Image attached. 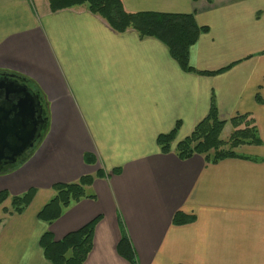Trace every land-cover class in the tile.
I'll return each mask as SVG.
<instances>
[{
	"label": "crops",
	"instance_id": "obj_1",
	"mask_svg": "<svg viewBox=\"0 0 264 264\" xmlns=\"http://www.w3.org/2000/svg\"><path fill=\"white\" fill-rule=\"evenodd\" d=\"M122 1L129 13L194 15L208 32L190 49L191 67L223 72L185 73L160 41L117 33L85 5L52 13L49 0H0V72L32 80L50 105L34 154L0 175L11 197L36 191L20 215L11 198L0 207V264H51L44 234L61 241L98 217L84 264H130L117 251L124 230L137 264H264V0ZM212 99L227 125L252 115L263 144L215 165L180 160L174 150ZM177 123L173 152L162 154L157 139ZM98 172L94 199L52 223L38 218L55 184ZM177 213L195 221L176 226Z\"/></svg>",
	"mask_w": 264,
	"mask_h": 264
},
{
	"label": "trees",
	"instance_id": "obj_2",
	"mask_svg": "<svg viewBox=\"0 0 264 264\" xmlns=\"http://www.w3.org/2000/svg\"><path fill=\"white\" fill-rule=\"evenodd\" d=\"M205 1L212 3V0ZM49 4L52 13L85 5L89 12L104 19L117 33L122 34L131 29L136 31L141 39H157L168 48L172 59L185 73L212 76L223 72L201 73L191 67L190 49L198 42L203 33L208 32L207 28L197 25L194 15L154 12L129 13L125 10L122 0H49ZM0 73L9 72L1 71ZM11 74L24 81L32 92L40 95L45 117L48 120L47 130L43 133L44 139L50 129V105L47 98L32 80L19 74ZM230 123L235 130L229 141L226 142L221 139L226 122L220 120L217 105L212 99L207 118L195 128L189 137L177 145L174 153L182 161L190 160L199 155L204 157L207 164L215 165L227 159L242 158L235 152V149L241 146H261L263 144L252 115H238L231 119ZM180 126L181 124L177 123L170 133L158 137L157 145L162 154L167 155L173 152L172 145L176 141ZM228 145L229 148H226ZM34 152L28 154L18 166L3 174L18 169L31 158ZM120 172V169L113 171L114 174H120ZM104 176V173L98 172L95 176H84L75 183L55 184L52 187L54 196L41 211L38 218L41 221L52 223L58 220L64 210L72 204L86 198L94 199L95 195L89 194L88 189L93 185L96 178ZM35 194L36 191L31 189L23 195L11 197L7 191H0V207L11 198L12 213L20 215L30 206ZM100 220L101 218H96L78 231L69 233L61 241H55L50 232L44 234L40 246L46 259L51 264H84L92 251L95 228ZM194 221V217L177 213L174 216L173 224L180 226ZM117 251L130 264H137L135 250L125 230L122 231Z\"/></svg>",
	"mask_w": 264,
	"mask_h": 264
},
{
	"label": "water",
	"instance_id": "obj_3",
	"mask_svg": "<svg viewBox=\"0 0 264 264\" xmlns=\"http://www.w3.org/2000/svg\"><path fill=\"white\" fill-rule=\"evenodd\" d=\"M47 123L40 95L14 74L0 73V175L35 151Z\"/></svg>",
	"mask_w": 264,
	"mask_h": 264
},
{
	"label": "rangeland",
	"instance_id": "obj_4",
	"mask_svg": "<svg viewBox=\"0 0 264 264\" xmlns=\"http://www.w3.org/2000/svg\"><path fill=\"white\" fill-rule=\"evenodd\" d=\"M221 120V119H220ZM222 121V120H221ZM230 125H227V123H226V125H225V127H224V129H223V131H222V134H221V139L223 140V141H226V142H228L229 141V139H230V137H231V135H232V133L234 132V128H233V126L231 125V123H229ZM242 147V146H241ZM226 148H229V145L228 146H226Z\"/></svg>",
	"mask_w": 264,
	"mask_h": 264
}]
</instances>
